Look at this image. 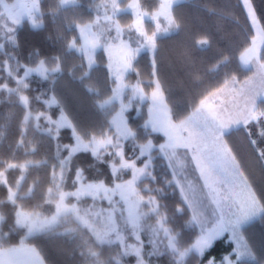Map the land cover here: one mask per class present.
Listing matches in <instances>:
<instances>
[{
    "label": "snow or ice",
    "instance_id": "1",
    "mask_svg": "<svg viewBox=\"0 0 264 264\" xmlns=\"http://www.w3.org/2000/svg\"><path fill=\"white\" fill-rule=\"evenodd\" d=\"M184 2L92 0L95 15H85L81 0H0V264H48L41 245L56 239L73 245L78 264H264L245 227L264 220V191L236 147L264 167V12L256 0H205L216 31L224 20L233 27L221 47L212 31L191 30ZM25 25H51L57 51L22 60ZM180 33L188 39L177 60L190 81L216 77L183 108L160 71L165 37ZM233 34L244 39L235 45ZM34 77L47 91L33 90ZM66 78L101 123L77 122L57 90ZM141 110L136 125L129 113ZM220 241L231 250L217 258Z\"/></svg>",
    "mask_w": 264,
    "mask_h": 264
},
{
    "label": "trees",
    "instance_id": "2",
    "mask_svg": "<svg viewBox=\"0 0 264 264\" xmlns=\"http://www.w3.org/2000/svg\"><path fill=\"white\" fill-rule=\"evenodd\" d=\"M204 2L205 0H185L183 4L177 7L188 22L191 30L212 31L217 38L218 45L223 47L227 43V35L233 32V27L228 20H224L220 22V31H216L214 18H209L202 12L201 5ZM214 2L221 7H227L233 3L234 0H214ZM256 4L258 10L264 12V0H256ZM81 5L85 15H95L94 11L90 9L91 0H81ZM187 39L186 33L165 37L160 62V71L172 85L173 98L180 108H183L185 102L191 99L192 94L201 91L203 88H212L215 86L216 82V77L212 74L202 77L203 84L190 81L184 66L178 62L176 55L181 45L185 43ZM232 39L234 44L238 45L244 37L242 34H233ZM19 40L21 45L19 53L22 60H30V53H32L35 48H39L45 55L54 54L58 48L55 31L51 25H49L46 30L40 32H33L28 25H25L19 31ZM201 55L206 62L210 61L215 55V50L204 52ZM98 56L101 57L102 60L105 59L102 53H98ZM149 63L150 56L142 55L140 62L142 70L147 72ZM104 71V64L100 63L97 74L101 79H103ZM66 81L65 84L58 86L57 90L63 97L64 103L77 122L84 126H93L101 123L103 116L92 106L91 102L84 97L83 93L78 91L70 78H66ZM48 87L49 85L47 82L39 79H34L32 82L33 90L47 91ZM6 107V103L0 104V113L4 112ZM132 121L137 122V119H132ZM140 121H142V119L139 120V122ZM245 155L250 163L251 169H255L254 175H259L261 172L260 176L263 177V184H261V186L264 189V167L257 163L248 151L245 152ZM163 199L169 204H172L178 200V195L168 190ZM193 235H195V232L185 233L186 238L189 239ZM246 236L256 252L264 255V220L260 218L246 226ZM41 246L45 249L48 264H78L79 256L70 254L73 247L71 243L56 239L50 243H44ZM230 250L231 245L227 241H220L211 254L219 258ZM159 264H167V258L162 257Z\"/></svg>",
    "mask_w": 264,
    "mask_h": 264
},
{
    "label": "rangeland",
    "instance_id": "3",
    "mask_svg": "<svg viewBox=\"0 0 264 264\" xmlns=\"http://www.w3.org/2000/svg\"><path fill=\"white\" fill-rule=\"evenodd\" d=\"M91 4H92V0H91ZM91 10L94 11L95 13V10L92 8V6L90 7ZM34 79H39L38 77H34L32 79V82ZM134 79V78H133ZM40 80V79H39ZM145 112L146 110H141L139 112H136V111H130L129 115H130V119H137V122H134L136 125H139V124H142L143 123V120L146 118L145 117ZM141 117V118H140ZM140 118V119H139ZM139 122V120H141ZM162 142V141H161ZM236 147H237V154H238V157L242 163V165L244 166V168L246 169L251 181L253 182L254 186L256 187L257 191L260 192V191H264L263 187L261 186V184H263V177H261V172L259 173V175H254L255 174V169L252 170L251 167H250V163L245 155V152H247L248 150L246 148H244L242 145H240L239 143H236ZM252 166V164H251ZM254 168V167H253ZM157 172L158 173H161L163 174L165 172V166L160 163V162H157ZM260 218H256L255 220H253L252 222H255L257 220H259ZM252 222H250L249 224H251ZM248 224V225H249ZM246 225V226H248ZM245 226V227H246Z\"/></svg>",
    "mask_w": 264,
    "mask_h": 264
}]
</instances>
